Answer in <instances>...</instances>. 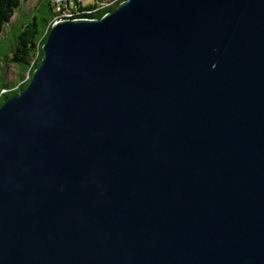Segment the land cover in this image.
Masks as SVG:
<instances>
[{"label": "water", "instance_id": "obj_1", "mask_svg": "<svg viewBox=\"0 0 264 264\" xmlns=\"http://www.w3.org/2000/svg\"><path fill=\"white\" fill-rule=\"evenodd\" d=\"M41 51L0 104V264H264V0H123Z\"/></svg>", "mask_w": 264, "mask_h": 264}, {"label": "trees", "instance_id": "obj_2", "mask_svg": "<svg viewBox=\"0 0 264 264\" xmlns=\"http://www.w3.org/2000/svg\"><path fill=\"white\" fill-rule=\"evenodd\" d=\"M121 1L123 0L119 3ZM20 3L21 0H0V22L9 12L18 8ZM117 4L100 10H93L90 7L80 8L75 11V17L100 18L104 13L113 10ZM55 16L57 14L47 0H38L31 14H21L11 25L8 39L2 43L5 48L0 64H5L7 60L13 63L20 71V80L16 84H7L4 76L0 77V104L4 99L18 94L28 84L33 70L42 58L41 45ZM25 74L29 75V79L22 82ZM17 84H19L18 88L14 89Z\"/></svg>", "mask_w": 264, "mask_h": 264}, {"label": "rangeland", "instance_id": "obj_3", "mask_svg": "<svg viewBox=\"0 0 264 264\" xmlns=\"http://www.w3.org/2000/svg\"><path fill=\"white\" fill-rule=\"evenodd\" d=\"M38 0H21L20 6L9 12L5 19L0 22V60L3 58L4 44L8 39L11 30V25L17 21L21 14H31L35 8ZM20 71L18 68L8 60L5 64H0V77L4 76L5 83L16 84L19 79Z\"/></svg>", "mask_w": 264, "mask_h": 264}, {"label": "built area", "instance_id": "obj_4", "mask_svg": "<svg viewBox=\"0 0 264 264\" xmlns=\"http://www.w3.org/2000/svg\"><path fill=\"white\" fill-rule=\"evenodd\" d=\"M47 1L53 8V11L57 14V16H55L51 21L49 25L50 28V26L56 20L75 17V11L77 9L90 7L93 8V10H100L109 6H114L117 3H119L120 0H47ZM28 79H29V75L25 74L22 82H25ZM18 86L19 84H17L14 87V89H17Z\"/></svg>", "mask_w": 264, "mask_h": 264}]
</instances>
